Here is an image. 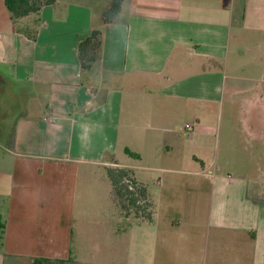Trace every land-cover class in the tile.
Segmentation results:
<instances>
[{"label":"crops","instance_id":"crops-1","mask_svg":"<svg viewBox=\"0 0 264 264\" xmlns=\"http://www.w3.org/2000/svg\"><path fill=\"white\" fill-rule=\"evenodd\" d=\"M102 13L56 0L13 23L0 0V84L16 88L0 100L12 135L0 264L70 262L90 194L114 201L108 168L131 170L150 204L147 220L115 201L121 264H264V0H127L106 25ZM95 29L84 71L77 46ZM219 103L225 126H209ZM182 112L191 151L175 155ZM170 150L171 165L194 167L165 168Z\"/></svg>","mask_w":264,"mask_h":264},{"label":"rangeland","instance_id":"rangeland-1","mask_svg":"<svg viewBox=\"0 0 264 264\" xmlns=\"http://www.w3.org/2000/svg\"><path fill=\"white\" fill-rule=\"evenodd\" d=\"M88 6L92 7V9L98 13V11H105L111 4L106 3L105 0H82ZM121 15V14H120ZM119 15V16H120ZM11 68L7 66V64H3V61H0V76L10 71ZM3 82H6L3 80ZM14 94L12 99L14 100L16 94V88L12 85H7V83L0 84V100L7 99L10 94ZM12 101V100H11ZM222 104H212L213 111L217 112L218 110V118L214 117L211 120V114H209L205 121H208L209 126L216 125V127H224L225 126V105H223V114L221 118V109ZM2 103H0V113L3 111ZM19 111V110H18ZM210 112V110H208ZM12 111H8V114H12ZM15 113V112H14ZM18 112H16L17 114ZM19 114V113H18ZM10 119V118H9ZM214 121V122H213ZM185 122H190L192 124L193 120L186 114L182 112L181 115L176 117L174 124V131L176 134V139L174 144H171L173 147L172 152L175 155H181L176 153H184V151L190 152L191 149H185L183 146L184 143L191 138V133L182 134L180 131L182 130V125ZM213 122V123H212ZM6 123L5 119H0V129L4 128V124ZM206 123V122H205ZM212 123V124H211ZM189 125V124H188ZM191 126V125H190ZM192 127V126H191ZM218 138V132L216 139ZM11 139L12 135L10 133L0 134V211L5 207L6 197L2 194V192L6 191L8 185V173H9V158L10 155L5 152V148L11 149ZM209 140V139H208ZM210 141V140H209ZM215 141V139L213 140ZM222 146V141H220V147ZM190 147V146H189ZM188 147V148H189ZM222 150V148H220ZM7 150V151H9ZM168 151L165 153L162 163L165 165V168L168 169H180L182 171H188L192 169L194 166L190 164H182V165H171L172 159L171 156L168 155ZM121 158L127 159V155H124L123 152L120 154ZM219 169L218 171L221 173H225V165L221 164L219 161L216 167L212 169ZM105 174V170L100 171ZM107 176V175H106ZM108 180V179H107ZM109 182V180H108ZM98 185H101V178L97 182ZM111 184V183H109ZM111 187V186H110ZM101 189H95L92 194H90L89 199L91 204L87 205L86 210L89 211L87 215L81 213L82 217H87L84 221H80L83 223L82 225H78V221L75 224L74 229V237H73V253L70 262L66 264H121L123 257V252L126 248V241L123 236H118L115 232V228L119 229V233L126 227L125 218L123 219L116 211L113 212L115 207V199L114 201H110V198L106 199V195L100 191ZM117 203V202H116ZM118 205V204H117ZM119 211L120 207L118 205ZM108 209H112L111 212H108ZM87 212V211H85ZM125 215L124 213H122ZM110 217V218H109ZM98 219L100 221H98ZM95 220V221H94ZM119 226V227H118ZM124 240V244H122ZM1 247V246H0Z\"/></svg>","mask_w":264,"mask_h":264},{"label":"trees","instance_id":"trees-1","mask_svg":"<svg viewBox=\"0 0 264 264\" xmlns=\"http://www.w3.org/2000/svg\"><path fill=\"white\" fill-rule=\"evenodd\" d=\"M127 0H112L108 9L101 15L104 25L110 24L118 18L123 4ZM56 0H4V5L13 23L32 14H38L45 6L54 5ZM101 48V31L92 30L87 38L77 46V58L81 70L88 71L97 61ZM3 134V133H2ZM124 153L133 159L139 156L129 149ZM107 177L111 183L113 197L125 215H133L147 220L150 219V204L147 192L143 186L133 179L132 171L125 168H108ZM5 230V222L0 217V246ZM48 260L33 259L30 264H45Z\"/></svg>","mask_w":264,"mask_h":264},{"label":"built area","instance_id":"built-area-1","mask_svg":"<svg viewBox=\"0 0 264 264\" xmlns=\"http://www.w3.org/2000/svg\"><path fill=\"white\" fill-rule=\"evenodd\" d=\"M185 129L187 130V131H191V129H192V127L190 126V125H185Z\"/></svg>","mask_w":264,"mask_h":264}]
</instances>
